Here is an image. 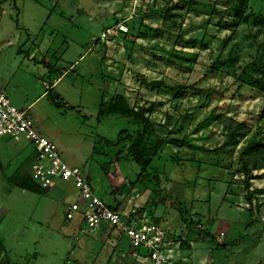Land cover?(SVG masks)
Returning a JSON list of instances; mask_svg holds the SVG:
<instances>
[{"label": "rangeland", "instance_id": "374dc122", "mask_svg": "<svg viewBox=\"0 0 264 264\" xmlns=\"http://www.w3.org/2000/svg\"><path fill=\"white\" fill-rule=\"evenodd\" d=\"M263 62L264 0H0V72L14 104L31 108L101 198L165 230L169 264H264V194L248 203L239 172L247 143L264 139V93L245 82ZM113 97L118 108L153 105V126L118 113L99 119ZM221 114L250 134L228 140ZM4 139L34 151L26 138ZM134 143L150 151L144 172ZM2 158L10 264H151L117 229L85 233L66 218L79 199L72 180L43 194L11 186L21 158ZM254 175L251 188H264V170Z\"/></svg>", "mask_w": 264, "mask_h": 264}, {"label": "built area", "instance_id": "2783aa9c", "mask_svg": "<svg viewBox=\"0 0 264 264\" xmlns=\"http://www.w3.org/2000/svg\"><path fill=\"white\" fill-rule=\"evenodd\" d=\"M108 32L104 35L107 36ZM3 137H24L33 144L35 159L32 175L41 186L48 188L61 179L75 183L79 199L70 204L66 218H78L83 232L96 231L107 225L122 233L133 248L144 249L151 264H169L162 250L165 230L155 223H146L136 215H126L101 198L84 171L64 160L57 144L37 128L31 108L15 105L7 91L0 87V138Z\"/></svg>", "mask_w": 264, "mask_h": 264}, {"label": "trees", "instance_id": "16d2710c", "mask_svg": "<svg viewBox=\"0 0 264 264\" xmlns=\"http://www.w3.org/2000/svg\"><path fill=\"white\" fill-rule=\"evenodd\" d=\"M38 1V0H37ZM253 81L245 82L250 83L257 91L264 93V62L261 66L256 68ZM160 81H152L150 85L158 87ZM53 83L51 84V87ZM122 98V97H121ZM120 98V99H121ZM54 102L56 100L54 99ZM116 97H113L109 102L103 101L100 104L98 117L101 119L104 116H111L115 114L129 115L133 118L134 121L140 123L145 129H149L153 126V122L147 117V113L152 111L153 105L149 107H137L130 108L128 106L118 108L116 105ZM264 114V109H263ZM218 119L223 124L224 133L227 136L228 140L235 143H239L240 139L245 138L251 132L250 127L244 121H239L228 115L221 114L218 116ZM132 149H135V143L132 145ZM35 159V152L30 161H26L21 164L18 169L7 179L11 186H18L24 190H29L37 193H46L47 188L41 186L33 178L32 172L29 167ZM135 160L141 165L142 172L146 171L152 162L150 156V151H136ZM264 170V139H255L252 138L243 151L240 153V168L239 172L243 174L242 183L245 184L247 192V201L252 204L254 195L257 193L264 194V188L252 189L251 180L253 178H258L260 175H254V171ZM119 208V206H116ZM182 218L188 222L190 218L186 216V211L183 208H179ZM211 235V234H208ZM10 257L7 253V248L4 243V240L0 234V264H10Z\"/></svg>", "mask_w": 264, "mask_h": 264}, {"label": "crops", "instance_id": "0c3cea01", "mask_svg": "<svg viewBox=\"0 0 264 264\" xmlns=\"http://www.w3.org/2000/svg\"><path fill=\"white\" fill-rule=\"evenodd\" d=\"M30 34V33H29ZM28 39V37L25 39V40H27ZM29 40V39H28ZM60 79V77L56 80V82L58 81ZM55 83H53V85H54ZM0 87L1 88H3L4 90H6L7 91V93L9 94V96H10V98L12 97V95H11V92H9V80H7V78L3 75V74H1V72H0ZM13 99L14 100H16V98L15 97H13ZM11 100H12V98H11ZM13 101V100H12ZM14 103V102H13ZM22 138H24V137H22ZM18 140H21L20 138L18 139ZM16 141V142H19V141ZM11 141L13 142V143H11ZM11 141H6L5 139L4 140H0V157H1V159H3L2 157H6L9 153L11 154V155H13V156H15L18 160L20 159V163H18V166L16 167V169L15 168H13V169H11V174L10 175H8V177L7 178H9L17 169H18V167L21 165V164H23L24 162H28V161H30L31 159H32V157H33V154H34V151L33 152H31L30 154V157H27L28 156V154H26V155H23V149H25L24 147V145H23V147H22V149H20L19 150V147H18V145H16V143L14 144V140H11ZM8 149L10 150H12V152H10V151H8ZM24 159V160H23ZM27 159V160H26ZM2 162H3V160H2ZM22 162V163H21ZM5 168H8V167H6L5 166ZM9 169V168H8ZM0 171H1V169H0ZM5 172L7 173V169H5ZM104 227H107V225H102L100 228H98L96 231H99V230H101L102 228H104ZM109 229L111 230V229H113V228H110L109 227ZM118 231V230H117ZM95 232V231H94ZM119 232V231H118ZM120 233V232H119ZM120 234H122V233H120ZM123 235V234H122ZM124 236V235H123ZM124 238H125V240L127 241V243L129 244V246H131L130 245V243H129V240L124 236ZM132 247V246H131ZM133 248V247H132ZM135 249V248H134ZM137 250H141V249H137Z\"/></svg>", "mask_w": 264, "mask_h": 264}]
</instances>
